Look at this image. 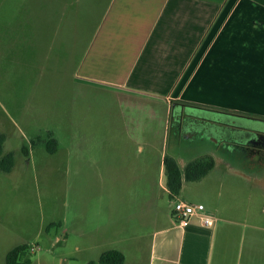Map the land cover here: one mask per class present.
Wrapping results in <instances>:
<instances>
[{
	"label": "rangeland",
	"instance_id": "1",
	"mask_svg": "<svg viewBox=\"0 0 264 264\" xmlns=\"http://www.w3.org/2000/svg\"><path fill=\"white\" fill-rule=\"evenodd\" d=\"M104 11L105 0H0V134L15 156L11 172L0 169V228L44 229L28 235L29 264H83L64 229L106 230L97 251L113 248L125 229H151L138 218L170 208L163 155L184 170L235 135L213 127L205 108L176 105L169 114L165 104L131 94L128 102L86 81L78 64ZM123 147L135 154H113ZM199 185L187 181L183 198L199 197Z\"/></svg>",
	"mask_w": 264,
	"mask_h": 264
},
{
	"label": "crops",
	"instance_id": "2",
	"mask_svg": "<svg viewBox=\"0 0 264 264\" xmlns=\"http://www.w3.org/2000/svg\"><path fill=\"white\" fill-rule=\"evenodd\" d=\"M77 69L86 81L119 91L128 102L129 94L137 95L165 104L169 114L186 102L215 113L206 119L213 127L248 137L238 141L233 135L225 149L206 153L215 158L214 168L190 181L204 187L187 201L203 203L212 225H203L199 215H176L173 202L184 199L188 180L170 198L162 160L170 208L142 214L138 221L149 218L151 229H125L129 235L110 249L123 252L125 264H264V0H105ZM121 150L113 154H135ZM42 230L0 228V264ZM105 232L80 226L64 229V239L76 237L83 264H100L108 249L97 251V235Z\"/></svg>",
	"mask_w": 264,
	"mask_h": 264
},
{
	"label": "trees",
	"instance_id": "3",
	"mask_svg": "<svg viewBox=\"0 0 264 264\" xmlns=\"http://www.w3.org/2000/svg\"><path fill=\"white\" fill-rule=\"evenodd\" d=\"M183 105H189L182 102ZM39 141H41L38 138ZM5 141V134H0V169L5 172H10L15 165V156L13 152L4 153L3 144ZM33 141V143H35ZM49 152L54 153L58 149V141L55 137L51 136L46 143ZM23 151L28 155L29 150L26 146ZM165 171L167 174V186L169 189L170 198L178 196L182 190L183 178L188 181L200 180L212 170L216 164V160L212 155H203L187 162L184 171L182 172L178 160L171 155L166 154L163 158ZM28 244H20L10 250L6 257L7 264H29L30 260L24 259ZM101 264H125V255L117 249H108L104 251L100 258ZM93 264V262L89 263Z\"/></svg>",
	"mask_w": 264,
	"mask_h": 264
},
{
	"label": "built area",
	"instance_id": "4",
	"mask_svg": "<svg viewBox=\"0 0 264 264\" xmlns=\"http://www.w3.org/2000/svg\"><path fill=\"white\" fill-rule=\"evenodd\" d=\"M173 210L182 219L192 215H199L202 219L203 225L209 226L214 223V217L208 214L203 203H190L184 199H176L173 202ZM34 247L32 248V251Z\"/></svg>",
	"mask_w": 264,
	"mask_h": 264
},
{
	"label": "flooded vegetation",
	"instance_id": "5",
	"mask_svg": "<svg viewBox=\"0 0 264 264\" xmlns=\"http://www.w3.org/2000/svg\"><path fill=\"white\" fill-rule=\"evenodd\" d=\"M264 128V127H263ZM260 142H262L264 144V136L261 137Z\"/></svg>",
	"mask_w": 264,
	"mask_h": 264
}]
</instances>
